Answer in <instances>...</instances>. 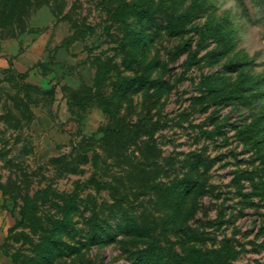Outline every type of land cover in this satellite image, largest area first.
<instances>
[{"label":"rangeland","instance_id":"1","mask_svg":"<svg viewBox=\"0 0 264 264\" xmlns=\"http://www.w3.org/2000/svg\"><path fill=\"white\" fill-rule=\"evenodd\" d=\"M149 241L264 264V0H0V264H134Z\"/></svg>","mask_w":264,"mask_h":264},{"label":"trees","instance_id":"2","mask_svg":"<svg viewBox=\"0 0 264 264\" xmlns=\"http://www.w3.org/2000/svg\"><path fill=\"white\" fill-rule=\"evenodd\" d=\"M127 7H133V9L140 10L143 7L137 4H131L127 5ZM129 83V82H128ZM127 86H133V85H127ZM235 90H231V93H235L240 89L239 86H235ZM103 133V138L101 140H105L106 143H113L117 144V141L123 140L125 142V127H120L117 124L114 123V121H111L105 128L100 130ZM98 157V155H96ZM194 181L192 182H187L186 184H183L182 190L176 188L175 192H177V195H179V200L177 201L176 207H180L181 204H183V195H186L189 193V190L192 187H197V184H195ZM39 192H36L33 197L30 196H24L22 206L19 210L20 214V219L18 220V223H24L28 220H30L31 216V210L36 206L38 198H42ZM178 212V211H177ZM34 215V214H33ZM35 216V215H34ZM56 229L57 231H63L67 229L69 226L70 222L68 219H61L56 221ZM125 232H131V234H137L140 235L142 234V227L137 224L135 220H130V222L124 227ZM98 240L100 237L97 238ZM56 239L52 238L51 239V249L56 248L55 243ZM148 247L146 249L142 250L140 254L135 256L132 259V262L134 264H179L181 263L180 261L186 260L187 258L184 257V255H180L178 252L174 251L173 249H168L167 252L163 251H158L156 252L154 249L149 248L150 241L147 243ZM223 254L225 256H228L231 254L230 251H226ZM51 254L49 255V257Z\"/></svg>","mask_w":264,"mask_h":264}]
</instances>
